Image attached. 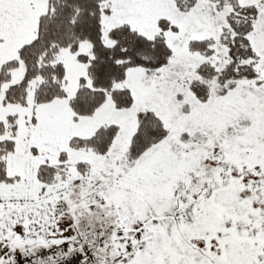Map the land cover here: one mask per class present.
<instances>
[{
	"label": "snow or ice",
	"instance_id": "snow-or-ice-1",
	"mask_svg": "<svg viewBox=\"0 0 264 264\" xmlns=\"http://www.w3.org/2000/svg\"><path fill=\"white\" fill-rule=\"evenodd\" d=\"M0 264H264V0H0Z\"/></svg>",
	"mask_w": 264,
	"mask_h": 264
}]
</instances>
